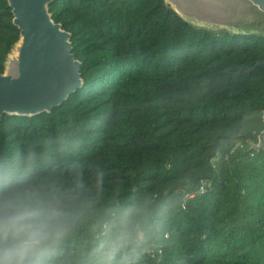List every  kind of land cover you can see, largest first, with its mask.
<instances>
[{"label": "trees", "instance_id": "16d2710c", "mask_svg": "<svg viewBox=\"0 0 264 264\" xmlns=\"http://www.w3.org/2000/svg\"><path fill=\"white\" fill-rule=\"evenodd\" d=\"M50 12L85 83L51 113L5 115L0 166L97 207L140 202L153 223L140 264H264V150L247 144L264 130V37L196 29L163 0ZM12 19L0 0V71Z\"/></svg>", "mask_w": 264, "mask_h": 264}, {"label": "clouds", "instance_id": "9594fccd", "mask_svg": "<svg viewBox=\"0 0 264 264\" xmlns=\"http://www.w3.org/2000/svg\"><path fill=\"white\" fill-rule=\"evenodd\" d=\"M152 229L138 201L97 207L18 164L0 166V264H140Z\"/></svg>", "mask_w": 264, "mask_h": 264}, {"label": "water", "instance_id": "95a60500", "mask_svg": "<svg viewBox=\"0 0 264 264\" xmlns=\"http://www.w3.org/2000/svg\"><path fill=\"white\" fill-rule=\"evenodd\" d=\"M56 0H7L19 38L0 71V122L5 115L51 113L84 86L82 62L73 53L72 34L53 19ZM196 29L264 37V0H163ZM264 121V112H263ZM249 151L264 150V130Z\"/></svg>", "mask_w": 264, "mask_h": 264}, {"label": "built area", "instance_id": "2783aa9c", "mask_svg": "<svg viewBox=\"0 0 264 264\" xmlns=\"http://www.w3.org/2000/svg\"><path fill=\"white\" fill-rule=\"evenodd\" d=\"M201 191H204L203 187H201ZM158 253H161V249H158Z\"/></svg>", "mask_w": 264, "mask_h": 264}]
</instances>
